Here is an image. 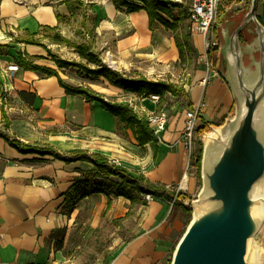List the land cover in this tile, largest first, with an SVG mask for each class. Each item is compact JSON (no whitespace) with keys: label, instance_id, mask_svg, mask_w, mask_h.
Wrapping results in <instances>:
<instances>
[{"label":"crops","instance_id":"crops-1","mask_svg":"<svg viewBox=\"0 0 264 264\" xmlns=\"http://www.w3.org/2000/svg\"><path fill=\"white\" fill-rule=\"evenodd\" d=\"M70 18L71 13L65 0H0V47L7 46L3 47L7 52H11L9 46L18 47V52H25L27 47L31 57L44 59L46 57L43 52L31 53L32 45L26 46L15 40L21 39L23 34H37L44 28L64 29ZM138 21L140 33L136 35V43L146 41V32H152L146 15ZM159 33V41H163L167 36L162 31ZM253 33L256 34V30L250 32ZM223 38L225 40L220 44L217 36L215 40L219 48L208 54L206 41L201 36L195 37L200 53V66L192 75L190 84H184L186 101L192 106H180L178 103L172 105L174 113L169 118L167 130L159 137L160 142L146 146L138 144L131 130L120 131L118 120L106 112L101 104L88 102L83 96L68 95L56 77L46 78L40 73L19 69L16 77L9 79L7 68L17 62L1 54L0 88L6 92L5 96L8 92L13 97L18 92L36 96L35 103L29 104L23 113L28 116H22L12 123L9 119V128L5 124L6 133L3 134L26 145L52 147L62 155H71L75 151L101 155L112 164L143 175L154 185H164L166 188L176 186L192 192L196 184L194 178H189L187 170L191 157L182 139L187 112L196 111L199 125L206 123L213 129L232 125L239 119L244 107V96L236 87L235 70L230 57L231 38L225 33ZM257 41V35L250 40L246 36L244 42L241 41L242 46L247 47L243 56L245 67L254 63L255 53L259 48ZM164 46L166 49L159 55L163 66L177 62L179 50L174 39L171 38ZM120 53L115 57L119 66L114 68H119L121 71L115 70L127 77L123 70L129 68V58L134 51L129 47L122 48ZM42 66L53 68L50 65ZM53 69H57L59 73L64 70H59L57 66ZM108 83L114 93L134 96L131 103L135 102L133 104L139 116L146 118L156 112V102L149 98H139ZM75 87L89 88L82 85ZM90 89L103 95L108 102L130 104L125 101H109L108 95ZM260 108L261 131L264 133V102ZM5 112L8 117L7 111ZM30 115L33 117L30 118ZM83 170L94 171L96 168L93 164L82 161L68 164L52 156L21 154L0 137V264H50L52 254L47 243L52 233L67 226L66 216L60 212L66 205V193L74 183L82 181ZM107 199L108 209L109 198ZM124 200L125 205H131L130 200ZM165 201L155 200L148 206L139 208L142 217L135 237L122 242V246L114 253L110 252L112 256L108 255L110 257L105 264H163L173 234L182 229L187 217L181 206L174 204L169 207ZM259 232L255 242L261 246L264 264V224ZM59 254L60 252L58 256Z\"/></svg>","mask_w":264,"mask_h":264},{"label":"rangeland","instance_id":"rangeland-1","mask_svg":"<svg viewBox=\"0 0 264 264\" xmlns=\"http://www.w3.org/2000/svg\"><path fill=\"white\" fill-rule=\"evenodd\" d=\"M81 1L82 4H80L78 0H73L77 10L75 15L71 16L69 21L65 23L64 29H59L58 31L44 30L41 32V36L43 37H37L35 40L41 41L46 45L47 50L53 55L65 61L82 65H87V61L81 59L75 48L67 44L57 43L56 37L61 36L77 45H91L94 51L101 55L104 63L113 71L119 70V68H114L109 58L111 57L114 61L116 60V67H118V60L115 58L116 54L120 53L122 48L130 47V50L134 51V54L129 58V68L123 70L127 77L129 76L130 79H139L146 76V78H149L151 81L164 80L165 82L173 83V85L178 88L177 95L167 94L165 98L164 110L169 114V118L174 113L171 108L175 103H178L180 106H188L184 94L185 88L186 85L190 84L192 75L197 70L198 66H200V53L195 44V37L201 36L206 43H210L211 41H216L215 39L218 36L220 44L223 43V40H225L223 38L224 33L228 35V38H231L237 28L242 24L253 5V0H229L222 5L215 24L210 29L207 37H204L199 34L194 35L191 31L189 15L192 0H167L183 6L182 9L174 8L172 11L173 17H181L183 19L178 32L168 31L163 26H158L154 31L146 32V41L141 40L142 42L136 43V35L138 32L140 33V29L138 28L140 22L138 19L143 18L145 15L147 16L145 11L129 14L125 8L117 9L112 0ZM186 8L189 9L188 14L185 13ZM257 17L261 18L264 22V0H258ZM158 30L159 32L162 31L167 36L163 41H159L161 38L159 36L161 35ZM254 30H256V25L254 23L248 24L244 30V36H247L248 40L255 38L257 32L256 34H250V32ZM25 37L26 34H23L20 38L25 39ZM177 37H180V39L184 37L190 38L194 44L196 53L186 51L185 59L180 60L179 57L177 62L163 66L159 61V55L164 52L166 49L164 45L167 44L171 38L174 39L176 44ZM24 45L27 46L28 44L24 43ZM3 47L7 46L0 47V55L9 56V60L13 59V62L18 63V47L9 46L11 52H7ZM25 49L26 51H21V53L27 54L30 61L56 68V65L51 60L44 47L30 46L31 53H35L33 51L38 53L43 52L46 57L44 59L40 57H31L27 52V47H25ZM13 54L17 57L13 56ZM230 57L233 64L235 60L232 55ZM119 60H121V56ZM222 60L224 61L223 58ZM248 60L249 59H247L246 65L249 63ZM259 61L260 50H257L255 53L256 67H259ZM6 67L7 64L5 65V68ZM92 67L93 65H91V68ZM256 67H252V73L254 74ZM20 69L22 68L20 67ZM257 73L258 77L259 72ZM60 76L69 85L87 86L95 91L108 95L109 101L122 103L125 101L126 103L133 104L134 101L132 103L131 101L135 99L134 96L130 97L126 94L114 93L113 88H111L106 80L92 78L88 76L87 72L82 68L65 69L60 71ZM5 93L6 92L0 88V131L2 133H6V121L10 119L12 123L22 116H28L23 113L26 111V108L29 107V104L20 98L19 92L16 97H13L10 92L5 96ZM10 94L11 96H9ZM149 100L152 101L151 98H149ZM3 111H7L8 117L3 116ZM31 117H33V115H30V118ZM202 126L201 124L199 125V127ZM232 127H234V125ZM227 128L228 126H217V128H210L204 135L198 134L188 170L189 178H194L193 181L196 184L195 189L190 192V190L185 191L176 186L167 188V191L174 193V196L173 202L167 200L165 202H167L169 207H173L175 202L180 204L187 213V217L182 229L173 234V240L168 250L167 258L163 264H172L177 244L191 223L196 219L195 203L208 199L211 195V190L207 186L206 179L204 180L202 169L200 173L195 162L201 156L202 150L204 156V150L206 148L213 150L217 148V145L220 146L218 149L219 152L214 155V158L219 156L224 145L221 143L220 138H218L217 141L215 140L214 145L213 143L211 144V136L219 130L225 133V129ZM82 173V181L74 183L72 189L66 193V205L60 212L62 215L66 216L67 226L52 233L50 241L47 243V246L50 248V253L52 254L49 258L50 264H105L108 257L112 256L110 252L114 253L122 246V242L130 241L135 237L138 229L137 226L142 217L139 208H141V206L146 207L155 200H165L163 198H156L152 195L153 201H148L145 198L148 194L139 195L132 188L122 186L120 180L117 178L111 180L101 175L97 170H83ZM119 189L124 193L131 194L135 202L133 204L131 203V205H125L124 199L127 198L118 197L113 194ZM95 191L104 192L99 193ZM179 192L185 195L179 197ZM109 194L112 198V203L107 209V198ZM254 204L258 208V217L262 218L264 210V190L262 196H260ZM215 206L214 209L216 211L219 206L218 204H215ZM203 211L206 210L203 209ZM206 212L210 213L211 211L207 210ZM198 218H200V216H198ZM263 224L264 220L259 231H261ZM259 233L260 232L251 238L249 243L247 256L249 264H263V251L260 248L261 246L258 244L256 245L255 242L256 236ZM59 248H61V250H59ZM58 252H60L59 256ZM103 258L104 261L102 262Z\"/></svg>","mask_w":264,"mask_h":264},{"label":"water","instance_id":"water-1","mask_svg":"<svg viewBox=\"0 0 264 264\" xmlns=\"http://www.w3.org/2000/svg\"><path fill=\"white\" fill-rule=\"evenodd\" d=\"M257 6L258 0H253L229 47L235 60L236 87L244 96L242 114L234 127L228 126V140L220 138L224 148L219 156L214 158L219 145L204 150L202 173L211 190L209 199L219 207L191 223L175 250L172 264H249L248 242L264 220L260 217L257 225L249 214L253 205L250 192L264 178V133L260 124V107L264 102V26L258 20ZM253 23L260 50L259 67L254 59L252 65L245 67L243 56L247 47L242 46L241 35Z\"/></svg>","mask_w":264,"mask_h":264},{"label":"trees","instance_id":"trees-1","mask_svg":"<svg viewBox=\"0 0 264 264\" xmlns=\"http://www.w3.org/2000/svg\"><path fill=\"white\" fill-rule=\"evenodd\" d=\"M82 4L81 0H78ZM114 6L117 9L125 8L129 14L139 13L145 11L148 16L149 28L154 31L158 26H163L168 31L178 32L180 24L183 22L181 17H173L172 11L174 8L182 9L183 6L178 3H173L167 0H112ZM66 5L74 16L77 7L74 5L73 0H65ZM188 8L185 9V13L188 14ZM190 16V15H189ZM59 20H62L61 16H58ZM171 19V20H170ZM259 22L264 26V22L261 18H258ZM60 28H44L48 31H58ZM245 30V29H244ZM244 30L241 35V41L244 42ZM37 34L27 33L25 39H16V43H26L32 46L44 47L46 50V45L41 41L35 40L38 36H41V32ZM43 37V36H41ZM182 38V37H181ZM56 42L60 44H67L70 47L75 48L76 52L79 53L82 60L87 61V65L76 64L72 62L65 61L55 55H53L49 50H47L48 55L51 60L57 66L59 70H65L69 68H82L92 78H104L110 82L113 86L124 90L125 92L132 93L139 98H150L151 96H160V102L157 105L156 113L164 110V102L167 94L177 95L178 88L173 85V83L165 81H151L145 77L139 79H130L125 77L117 71L111 70L101 58V55L94 51L93 47L88 44H73L69 40L58 36L56 37ZM176 45L179 50L180 60L185 59L186 51L196 53L193 42L188 37L180 39L176 38ZM217 52L214 54L215 64H217ZM18 64L25 71L40 73L46 78L56 77L58 79L59 85L65 90L68 95L72 96H83L88 102H96L101 104L102 108L114 116L118 120L119 130L126 132L131 130L140 146H146L148 144L154 143L158 144L160 139L154 135L152 132L148 121L145 117H141L135 111L134 107L130 104H118L113 102H108L105 100L104 96L98 94L86 87H75L67 84L57 69L49 68L42 65H37L33 61H30L28 55L19 52L18 54ZM91 65L93 67L91 68ZM90 66V67H89ZM4 96V95H2ZM19 96L26 103L33 105L35 103V95L28 94L25 92H20ZM191 107V103H188ZM3 116L7 117L6 112L3 111ZM9 120L6 121V128H9ZM210 130V126L206 123L202 127H198L197 133L204 135ZM0 137L3 138L10 146L16 149L21 154H39L41 156H52L56 160L63 161L65 163H74L78 161L87 162L93 164L96 170L104 177L110 178L115 177L120 180L121 185L132 188L139 195L150 194L156 198H163L167 201L173 202L174 193L167 191L164 185H154L147 181L143 175H138L129 172L121 166L112 164L109 159L101 155H90L85 151H75L71 155H62L58 153L54 148L46 146H31L21 143L20 141L11 139L8 135L0 133ZM202 156L203 150L201 151V156L196 160L195 164L201 173L202 169ZM76 186V185H75ZM175 187V186H172ZM77 188V187H75ZM74 188V189H75ZM104 192V191H95ZM114 195L118 197H125L132 202H135L133 196L129 193H124L121 189L117 190ZM185 194L182 192L178 193L179 197H183ZM109 202L108 206L111 205V196L108 195ZM175 205L181 206L175 202ZM61 250V248H59Z\"/></svg>","mask_w":264,"mask_h":264},{"label":"built area","instance_id":"built-area-1","mask_svg":"<svg viewBox=\"0 0 264 264\" xmlns=\"http://www.w3.org/2000/svg\"><path fill=\"white\" fill-rule=\"evenodd\" d=\"M229 0H192L190 8L189 20L191 23V31L194 35L199 34L207 37L210 29L215 24L220 8L223 4L227 3ZM219 48V44L216 41H211L206 43V50L208 53ZM18 64H11L7 68L9 79H13L19 72ZM152 101L159 103L160 96H151ZM134 107L135 111L136 106ZM141 116V115H140ZM142 117V116H141ZM149 126L158 138L167 130V125L169 122V114L163 110L158 113H152L146 117ZM199 127V117L198 113L194 110H189L186 117V127L183 133L182 139L185 144L186 149L192 155L194 144L197 140V129ZM160 139V138H159ZM189 170V165L188 169ZM146 200L152 201V195L148 194L145 196Z\"/></svg>","mask_w":264,"mask_h":264},{"label":"bare ground","instance_id":"bare-ground-1","mask_svg":"<svg viewBox=\"0 0 264 264\" xmlns=\"http://www.w3.org/2000/svg\"><path fill=\"white\" fill-rule=\"evenodd\" d=\"M250 50H252V47L250 48ZM109 61L113 67H116V62L111 57L109 58ZM212 135L213 136H211V141H210L211 144L215 143V140L218 138L226 139L225 136L227 135V132L224 133L223 131L219 130L217 133H213ZM227 140H228V138L226 139V141ZM263 190H264V178L260 182H258L254 185V187H253V189L249 195L250 201L253 202V205L250 207L249 214L251 216L252 221L257 223V225H259V222H261L262 219L261 220L259 219L258 208L254 203L260 196H262ZM215 204H216V202H211L209 198L205 199V200H201L198 203H195V207H196L195 218L198 219V216L202 217L204 214L207 213L206 212L207 210L212 211L216 207ZM203 209L206 211H203ZM204 212H206V213H204ZM249 243H250V240L248 242V247H249Z\"/></svg>","mask_w":264,"mask_h":264}]
</instances>
